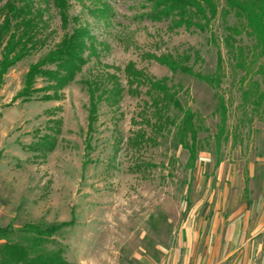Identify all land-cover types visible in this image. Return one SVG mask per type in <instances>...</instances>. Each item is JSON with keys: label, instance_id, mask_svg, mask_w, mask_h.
Here are the masks:
<instances>
[{"label": "rangeland", "instance_id": "obj_1", "mask_svg": "<svg viewBox=\"0 0 264 264\" xmlns=\"http://www.w3.org/2000/svg\"><path fill=\"white\" fill-rule=\"evenodd\" d=\"M6 1L0 0V23ZM32 1L43 12L45 26L38 35L43 44L0 80L2 188L12 200L0 213V226L11 222L17 230L25 222L44 227L73 221L49 243L61 246L73 264H169L171 250L177 249L179 258L184 243L190 247L187 264L194 249L213 264H264V96L257 97L264 92L263 57L248 70L235 66L223 38L225 25L238 19L222 13L224 1L218 0L206 30H199L150 19L149 0H68L69 20L88 25L97 54L62 89L54 91L52 81L37 75L31 86L36 90L15 98L29 65L65 31L52 0ZM103 5L110 9L106 16L98 12ZM235 39L247 58L254 38L242 31ZM152 54L188 56L184 64L202 75L216 71L220 56V84L172 72ZM129 61L148 77H166L195 113L200 143L193 163L177 142L175 127L154 128L148 85L128 92ZM112 74L123 86L122 96L114 103L103 94L89 127L85 81L106 77L101 91L112 85ZM247 88L254 92L245 102L241 92ZM219 95L226 133L217 149ZM49 139L55 143L51 150Z\"/></svg>", "mask_w": 264, "mask_h": 264}, {"label": "trees", "instance_id": "obj_2", "mask_svg": "<svg viewBox=\"0 0 264 264\" xmlns=\"http://www.w3.org/2000/svg\"><path fill=\"white\" fill-rule=\"evenodd\" d=\"M223 14L233 12L238 22L233 25H225L227 33L223 41L232 58L235 59V66L247 69L253 65L255 60L262 56L260 66L264 67V0H223ZM7 0L2 6L4 17L0 23V80L8 68L14 66L31 51L43 44L38 36L45 26L42 19V9L36 7L32 0ZM53 6L59 14L61 27L65 30L56 45L49 49L43 57L31 63L25 74L23 88L15 95V98L24 96L28 98L33 92L32 84L37 75H42L53 83L50 85L54 91L62 89L72 82L78 72L81 71L92 55H96V46L91 31L86 24L78 23L76 17L69 20L68 0H52ZM109 7L101 6L98 9L100 15H108ZM218 13V0H149V10L146 15L155 21L169 19L171 27L184 26L185 28L196 27L199 30H206L209 22ZM72 21V27H68ZM245 31L254 38L252 51L247 53L242 46H235V34ZM153 59L167 66L172 72L182 71L205 80L210 85L218 86L222 72V59L219 56L217 69L212 74L202 75L195 73L190 67L184 64L182 58H176L171 54H152ZM249 58V60H248ZM47 65H54V69L45 68ZM248 70V69H247ZM250 70V69H249ZM128 92H138L140 85H148V92L151 95L153 104L152 115L153 126L156 130H170L175 127V138L189 152L191 163L198 154V132L200 125L196 123V115L189 108L184 107L177 92L167 83V78L153 79L148 77L142 69L135 67L134 62L129 61L124 68ZM264 73V72H263ZM112 85L100 91L103 77H93L85 81L88 97V122L89 127L96 119L98 103L103 94L105 97L118 102L122 96L123 86L116 75H110ZM257 85V82H253ZM100 91L98 94L97 92ZM250 88L242 90V99L246 102L253 96ZM264 92L258 94L262 99ZM52 97H49V99ZM258 103V100L255 101ZM220 114L219 127L215 133V143L218 147L224 138L226 122V106L224 98L219 95L217 107ZM54 141L49 139L51 150ZM219 163L217 160L216 164ZM73 221L53 222L47 226L39 223L25 222L21 228L14 229L9 222L0 226V264H69L63 256L61 246L49 247L52 236L63 227L69 226Z\"/></svg>", "mask_w": 264, "mask_h": 264}, {"label": "crops", "instance_id": "obj_3", "mask_svg": "<svg viewBox=\"0 0 264 264\" xmlns=\"http://www.w3.org/2000/svg\"><path fill=\"white\" fill-rule=\"evenodd\" d=\"M4 155H5V153H2V156L0 158V213L9 210L8 209V207H9L8 203L12 202L11 196H9L8 194H4L3 188H2V184L5 181L4 180L5 175L1 171L2 170L1 166H3V164H5V162H6ZM184 245L186 246V248L179 250V258H177L175 256L177 253V249L171 250L170 255H169V264H187L186 263V257H187V253L190 250V247H187L186 243H184ZM193 251L194 252H191V254H190L191 258H190V261L188 264H213L212 261H210V259L207 258L206 255L203 256L202 254H197V249H194ZM243 258L245 259V257H243ZM65 259L69 264H73V262L70 261L69 259H67V258H65ZM216 264H222V261H217ZM238 264H240V263H238ZM241 264H252V261H249V263H247V261L244 260L243 263H241Z\"/></svg>", "mask_w": 264, "mask_h": 264}]
</instances>
